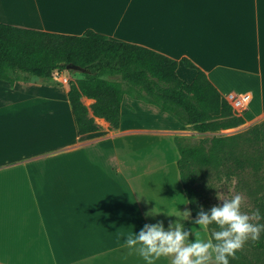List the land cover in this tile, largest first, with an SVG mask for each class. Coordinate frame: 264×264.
Returning <instances> with one entry per match:
<instances>
[{
    "label": "crops",
    "instance_id": "0c3cea01",
    "mask_svg": "<svg viewBox=\"0 0 264 264\" xmlns=\"http://www.w3.org/2000/svg\"><path fill=\"white\" fill-rule=\"evenodd\" d=\"M0 23L67 35L91 29L178 60V75L191 82L186 57L225 99L248 95L244 123L264 116V0H0ZM82 77L55 69L47 78H0V264H146L124 241L158 222L211 239L196 216L184 217L191 209L175 142L207 132L124 94L118 128L82 96L100 127L80 134L67 92Z\"/></svg>",
    "mask_w": 264,
    "mask_h": 264
},
{
    "label": "trees",
    "instance_id": "16d2710c",
    "mask_svg": "<svg viewBox=\"0 0 264 264\" xmlns=\"http://www.w3.org/2000/svg\"><path fill=\"white\" fill-rule=\"evenodd\" d=\"M181 61L196 70L191 82L178 75V60L138 44L109 39L91 29L81 35H67L0 23V78L11 82L29 75L47 78L55 69H67L68 64L81 67L78 71L83 77L69 81L67 92L80 134L100 127L89 115L82 96L94 100L93 115L107 121L110 128L119 127L124 94L157 106L199 132H217L245 122L201 68L186 57ZM232 137L213 136L205 152L204 146L185 144V137L175 136L180 178L194 216L200 209L191 186V167L220 165L218 153ZM260 158L264 161V153ZM212 229L213 225L208 229L210 236Z\"/></svg>",
    "mask_w": 264,
    "mask_h": 264
},
{
    "label": "rangeland",
    "instance_id": "374dc122",
    "mask_svg": "<svg viewBox=\"0 0 264 264\" xmlns=\"http://www.w3.org/2000/svg\"><path fill=\"white\" fill-rule=\"evenodd\" d=\"M217 135L233 137L225 141L218 153L220 165H192L191 186L197 194L195 204L198 209L202 207L208 212L213 206L222 204L218 195L223 199H230L240 194L244 197L241 211L250 214L259 209L262 219L253 222L264 224V161L260 158V154L264 153V116L249 124L190 135L185 137V144L202 145L205 152H208L212 137ZM131 137L129 139H139L138 136ZM231 262L264 264V232L259 241L247 242L236 253V259L231 258Z\"/></svg>",
    "mask_w": 264,
    "mask_h": 264
},
{
    "label": "clouds",
    "instance_id": "9594fccd",
    "mask_svg": "<svg viewBox=\"0 0 264 264\" xmlns=\"http://www.w3.org/2000/svg\"><path fill=\"white\" fill-rule=\"evenodd\" d=\"M222 204L213 206L208 212L201 207L194 223L202 230L210 226L211 239H190L192 231L185 230L180 222L170 223L165 230L163 222L145 224L138 233H129L125 246L134 250L146 261L154 264L163 258H170L171 264H229V258L236 259V253L249 242L260 240L264 224L254 223L262 219L259 209L250 214L242 212L244 197L240 194L223 199ZM185 219L190 211L183 212ZM149 215V214H148Z\"/></svg>",
    "mask_w": 264,
    "mask_h": 264
},
{
    "label": "built area",
    "instance_id": "2783aa9c",
    "mask_svg": "<svg viewBox=\"0 0 264 264\" xmlns=\"http://www.w3.org/2000/svg\"><path fill=\"white\" fill-rule=\"evenodd\" d=\"M227 102L232 106L237 115H243V113L250 108L248 103V95L229 93L226 96Z\"/></svg>",
    "mask_w": 264,
    "mask_h": 264
},
{
    "label": "water",
    "instance_id": "95a60500",
    "mask_svg": "<svg viewBox=\"0 0 264 264\" xmlns=\"http://www.w3.org/2000/svg\"><path fill=\"white\" fill-rule=\"evenodd\" d=\"M67 69H74V70H81V67L75 65V64H68L66 66Z\"/></svg>",
    "mask_w": 264,
    "mask_h": 264
}]
</instances>
